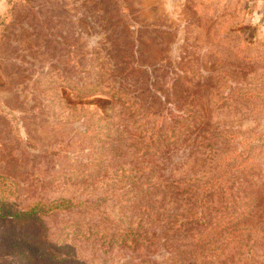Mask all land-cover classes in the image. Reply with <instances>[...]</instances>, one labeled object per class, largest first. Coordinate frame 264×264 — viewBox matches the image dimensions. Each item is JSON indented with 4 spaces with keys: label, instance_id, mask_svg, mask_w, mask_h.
Here are the masks:
<instances>
[{
    "label": "rangeland",
    "instance_id": "1",
    "mask_svg": "<svg viewBox=\"0 0 264 264\" xmlns=\"http://www.w3.org/2000/svg\"><path fill=\"white\" fill-rule=\"evenodd\" d=\"M254 1L0 0V264H264ZM156 125L180 137L147 152ZM64 198L145 241L110 246L91 211L17 214Z\"/></svg>",
    "mask_w": 264,
    "mask_h": 264
},
{
    "label": "trees",
    "instance_id": "2",
    "mask_svg": "<svg viewBox=\"0 0 264 264\" xmlns=\"http://www.w3.org/2000/svg\"><path fill=\"white\" fill-rule=\"evenodd\" d=\"M158 117V116H157ZM180 135L174 128L169 127V129L162 126H154L153 130L150 132V136L147 138V142L144 145V148H146L150 152L151 150L159 148L164 142H167L168 139H177ZM250 146V148H249ZM255 145L250 141L248 144L249 149H245V153H249L252 148H254ZM242 152V153H244ZM181 183H177V186L180 187ZM180 194L183 195L184 201L187 202L189 205L188 214L186 217H181L180 221L182 224H197L198 221H201L200 215H199V209L196 207V199L198 198V189L196 187H191V184H188V187L186 190L180 192ZM126 195L133 194V193H127ZM185 202V203H186ZM99 205V204H98ZM97 205V202H89V201H81L79 199H60L58 202L50 205H40L35 206L27 211H24L23 213H17L20 214L26 218L35 219L38 218V214L44 213L49 214L53 211H75V212H81V211H91L96 215L97 221H101V223H106L108 225L104 226L103 229L107 232V238L109 241L110 246L114 244H129L132 246H136L140 242H144L145 238L140 234H137V231L131 230L130 227L126 229L120 228L121 225L116 224V228L114 231L109 232V230L112 229V225L114 223H117L116 220H114L110 215H107L104 211H101ZM17 216V215H16ZM29 226L31 225H38L42 223V221H24ZM101 223L98 225L102 227ZM195 226V225H194ZM120 228V229H118ZM118 230V231H117ZM34 241L37 243V247L42 249L44 251L45 256H49V258L59 261V262H65L67 260H70L72 258L71 252L68 251H62L60 249H53L51 248V241H49L48 238H41V235H38V233H35L32 235ZM193 240H196V242L199 240V234L196 233V231L193 232L192 237ZM195 242V243H196ZM57 245V244H56Z\"/></svg>",
    "mask_w": 264,
    "mask_h": 264
},
{
    "label": "crops",
    "instance_id": "3",
    "mask_svg": "<svg viewBox=\"0 0 264 264\" xmlns=\"http://www.w3.org/2000/svg\"><path fill=\"white\" fill-rule=\"evenodd\" d=\"M254 2L256 13L264 23V0H255Z\"/></svg>",
    "mask_w": 264,
    "mask_h": 264
}]
</instances>
